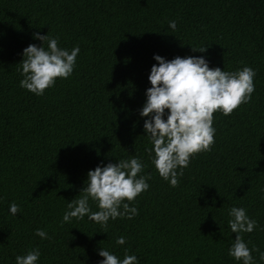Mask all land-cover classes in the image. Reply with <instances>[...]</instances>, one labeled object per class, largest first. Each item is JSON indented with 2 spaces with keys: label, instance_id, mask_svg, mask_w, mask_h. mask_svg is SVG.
I'll use <instances>...</instances> for the list:
<instances>
[{
  "label": "trees",
  "instance_id": "1",
  "mask_svg": "<svg viewBox=\"0 0 264 264\" xmlns=\"http://www.w3.org/2000/svg\"><path fill=\"white\" fill-rule=\"evenodd\" d=\"M34 33L80 49L71 76L42 96L19 86L22 49L41 44ZM153 54L205 56L209 67L256 73L247 103L213 114L210 151L190 158L175 187L145 152L139 110ZM133 155L145 165L141 174H151L148 190L124 201L135 216L103 227L86 217L61 222L88 170ZM232 206L257 221L241 236L264 251V0H0V264L32 248L37 264H97L100 248L121 258L127 248L139 264H239L227 255ZM37 228L49 238L35 236Z\"/></svg>",
  "mask_w": 264,
  "mask_h": 264
},
{
  "label": "clouds",
  "instance_id": "2",
  "mask_svg": "<svg viewBox=\"0 0 264 264\" xmlns=\"http://www.w3.org/2000/svg\"><path fill=\"white\" fill-rule=\"evenodd\" d=\"M167 23L168 28L175 31L176 21ZM33 39L41 44L30 43L22 49L19 72L23 78L19 86L42 96L57 78L71 76L80 49L78 45L70 50L58 47V39L47 34L34 33ZM191 48L201 53L206 51L204 46ZM153 60L156 63L152 64L147 76L151 86L145 90V101L139 110L141 117H147L143 121V131L151 144L145 152L158 175L175 187L178 176L189 166L190 158L210 151L216 131L213 114L229 115L241 103H247L255 89L256 73L248 65L234 71L209 67L205 56L177 55L166 59L153 54ZM144 167L141 159L134 155L115 163L101 161L88 170L80 195L67 202L61 222L86 217L103 227L109 219H131L137 214V208L124 201L131 202L148 190L151 174H141ZM90 200L97 211H92ZM8 211L16 215L19 205L10 203ZM228 216L227 226L235 233V238L227 255L239 264H255L251 253L258 252L260 261L264 262V251L255 247L249 249L241 236V233H251L258 226L257 221L250 218L243 207H230ZM34 235L42 240L49 238L41 228L35 229ZM115 243L124 245L125 237H117ZM98 256L103 259L97 264H139L140 259L137 254H129L127 248L122 258L105 248L98 250ZM39 257V249L32 248L23 255H16L15 264H37Z\"/></svg>",
  "mask_w": 264,
  "mask_h": 264
}]
</instances>
